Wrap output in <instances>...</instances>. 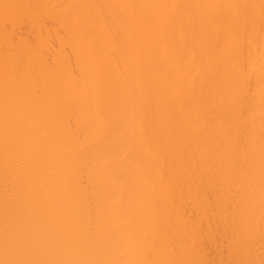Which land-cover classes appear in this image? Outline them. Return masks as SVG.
Instances as JSON below:
<instances>
[{
  "label": "bare ground",
  "instance_id": "obj_1",
  "mask_svg": "<svg viewBox=\"0 0 264 264\" xmlns=\"http://www.w3.org/2000/svg\"><path fill=\"white\" fill-rule=\"evenodd\" d=\"M5 3L0 260L259 264L264 0Z\"/></svg>",
  "mask_w": 264,
  "mask_h": 264
},
{
  "label": "snow or ice",
  "instance_id": "obj_2",
  "mask_svg": "<svg viewBox=\"0 0 264 264\" xmlns=\"http://www.w3.org/2000/svg\"><path fill=\"white\" fill-rule=\"evenodd\" d=\"M20 5H14V4H3L0 5V8L3 10V17H4V24L5 28L7 29L9 23L14 22L18 16L19 12L18 9L20 8ZM113 8H120L125 6H112ZM131 7V6H127ZM264 7V5H262ZM119 34L115 33L112 35V39H118ZM20 65V59L17 58L14 61V67L13 71H18ZM249 85L251 86V81L249 82ZM35 91L38 93L39 88L35 89ZM260 93L262 98H264V74H262L261 77V83H260ZM262 192H264V187H262ZM193 227H195L197 221L193 220ZM0 264H68V262H56V261H40V260H27V259H12V258H6L4 260H0ZM71 264H97V262H91V261H78V262H71ZM105 264H196V262H189V261H169V260H147V259H141V260H133V261H114V262H105ZM203 264V262H201ZM248 264H255V262H248ZM259 264H264V259H261Z\"/></svg>",
  "mask_w": 264,
  "mask_h": 264
}]
</instances>
